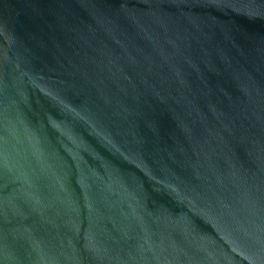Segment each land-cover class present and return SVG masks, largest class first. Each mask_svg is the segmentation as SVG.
<instances>
[{"label":"water","instance_id":"1","mask_svg":"<svg viewBox=\"0 0 264 264\" xmlns=\"http://www.w3.org/2000/svg\"><path fill=\"white\" fill-rule=\"evenodd\" d=\"M0 264H264V0H0Z\"/></svg>","mask_w":264,"mask_h":264}]
</instances>
